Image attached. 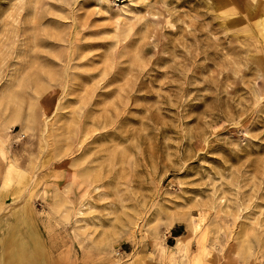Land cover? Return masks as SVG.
I'll return each mask as SVG.
<instances>
[{"label": "rangeland", "instance_id": "rangeland-1", "mask_svg": "<svg viewBox=\"0 0 264 264\" xmlns=\"http://www.w3.org/2000/svg\"><path fill=\"white\" fill-rule=\"evenodd\" d=\"M0 264H264V0H0Z\"/></svg>", "mask_w": 264, "mask_h": 264}, {"label": "crops", "instance_id": "crops-1", "mask_svg": "<svg viewBox=\"0 0 264 264\" xmlns=\"http://www.w3.org/2000/svg\"><path fill=\"white\" fill-rule=\"evenodd\" d=\"M10 240V239H9ZM23 240H27V241H30V237H28V236H24L23 237V239H14V243L16 244V247H17V249L15 250L17 253H19V250H20V248L23 246V243H21V241H23ZM12 241H13V239H12ZM34 252H36V250L34 249V251H33V253H32V255L34 254ZM32 263V262H31Z\"/></svg>", "mask_w": 264, "mask_h": 264}, {"label": "bare ground", "instance_id": "bare-ground-1", "mask_svg": "<svg viewBox=\"0 0 264 264\" xmlns=\"http://www.w3.org/2000/svg\"><path fill=\"white\" fill-rule=\"evenodd\" d=\"M21 243H23V246H24V244H28V242H26V241H21ZM23 246L20 248V250H19V253H21V250L23 249Z\"/></svg>", "mask_w": 264, "mask_h": 264}]
</instances>
